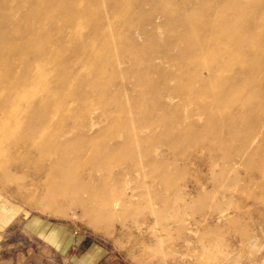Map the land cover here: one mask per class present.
<instances>
[{
	"label": "rangeland",
	"instance_id": "374dc122",
	"mask_svg": "<svg viewBox=\"0 0 264 264\" xmlns=\"http://www.w3.org/2000/svg\"><path fill=\"white\" fill-rule=\"evenodd\" d=\"M85 6L101 54L31 86L50 116L22 115L50 137L0 155V212L68 224L122 264H264V0ZM19 225L0 226V264H38Z\"/></svg>",
	"mask_w": 264,
	"mask_h": 264
},
{
	"label": "bare ground",
	"instance_id": "6f19581e",
	"mask_svg": "<svg viewBox=\"0 0 264 264\" xmlns=\"http://www.w3.org/2000/svg\"><path fill=\"white\" fill-rule=\"evenodd\" d=\"M85 4L86 0H0V112L8 119L0 130L9 132L7 138H0V155L8 154V145L26 136H32L40 148L50 137L47 132L37 135V122L22 115L50 116L49 104L31 86L45 82L47 90L57 82L59 90L71 68L67 64L79 56L86 58V72L93 71L101 54L96 29L102 24L99 10L85 9ZM7 79L15 86H4ZM67 172L73 175L75 170Z\"/></svg>",
	"mask_w": 264,
	"mask_h": 264
},
{
	"label": "crops",
	"instance_id": "0c3cea01",
	"mask_svg": "<svg viewBox=\"0 0 264 264\" xmlns=\"http://www.w3.org/2000/svg\"><path fill=\"white\" fill-rule=\"evenodd\" d=\"M0 213L2 230L20 223L17 233L22 236V248H25L26 240L37 245L38 254L32 252L33 246L26 250L28 260H36L38 264H122L112 252L93 239L79 234L68 224L45 220L35 215L17 222L19 211L12 214L9 212L10 215L7 211ZM22 264L26 262L23 261Z\"/></svg>",
	"mask_w": 264,
	"mask_h": 264
}]
</instances>
